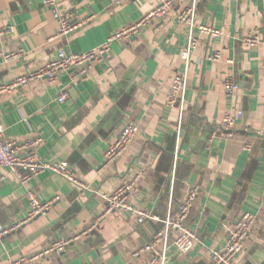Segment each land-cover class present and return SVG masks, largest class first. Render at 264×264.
Here are the masks:
<instances>
[{"label": "crops", "instance_id": "crops-1", "mask_svg": "<svg viewBox=\"0 0 264 264\" xmlns=\"http://www.w3.org/2000/svg\"><path fill=\"white\" fill-rule=\"evenodd\" d=\"M159 1L114 5L109 0H59L61 10L73 12L76 19L92 16L62 39L54 37L57 22L42 0H0V30L12 28L0 33V82L43 65L60 49L80 52L100 44ZM190 1L176 4L129 41L113 43L85 74L61 71L53 84L40 80L0 95L3 138H40V159L67 161L88 187L76 188L46 171L32 177L29 187L40 199H58L46 214L0 238V264H12L91 224L93 229L61 253L19 264H144L151 253L132 252L152 240L161 220L177 212L191 187L197 193L185 223L197 240L181 252L172 231L166 264H212L210 248L222 244L243 211L254 214V223L234 264H264V0L198 1L196 25H211L222 35L194 31L198 42L188 55L176 147L178 109L166 99L174 75L184 69L188 32L174 13ZM254 32L263 40L246 48L241 39ZM215 52L219 59L210 60ZM7 53L17 55L4 60ZM227 76L239 85L232 99L223 89ZM63 93L65 98L58 101ZM231 108L240 109L242 117L234 136L226 140L218 137L219 125ZM126 122L137 125L135 138L112 164L101 168L105 149ZM245 143L251 145L249 151L243 149ZM124 183L132 184L128 200L151 218L138 222L122 210L104 212L101 195ZM26 213L23 186L0 166V225ZM159 250L153 246V252Z\"/></svg>", "mask_w": 264, "mask_h": 264}, {"label": "built area", "instance_id": "built-area-1", "mask_svg": "<svg viewBox=\"0 0 264 264\" xmlns=\"http://www.w3.org/2000/svg\"><path fill=\"white\" fill-rule=\"evenodd\" d=\"M109 1L111 4L119 5L124 0ZM183 1L184 0H160L156 5L147 10L137 21L115 30L108 35L103 42L88 50L72 52L67 51L66 49H60L53 58L45 62L43 65L26 73L16 75L7 82H0V95L12 93L40 80H45L48 84H53L61 71L72 69L76 71L77 75L85 74L92 62L102 61L105 58L111 50L113 43L129 41L147 25L156 19L164 17L176 4ZM198 1L199 0H191L188 6L174 13L175 20L179 23L185 24L188 32L184 69L182 72L174 75L166 99V104L168 106H177L178 109L176 147L179 142L181 118L184 110V95L189 63L188 55L190 50L198 42V37L195 35L194 31L197 29L199 33H204L210 37L222 35L221 30L211 25H196L194 18ZM42 5L52 14L57 22L58 28L54 36L55 38H66L76 28L85 24L92 18V16H88L83 19H76L73 12L61 10L59 0H42ZM10 32H12L11 27H6L0 30V33ZM262 40L261 35L258 32H254L242 37L241 42L243 46L250 48L260 44ZM16 55L17 53H7L3 57L4 60H8ZM219 57V52H215L208 56L210 60L214 61L218 60ZM227 62L230 63L231 61L228 60ZM223 89L226 97L232 99L239 89L238 82L232 76H227L223 82ZM64 98L65 94H60L58 101H62ZM241 117L242 111L240 109L231 108L225 110L220 121L218 137L226 140L233 137L235 134V123ZM3 130L4 128L2 124H0V166L5 167L9 173L15 177L16 181L23 186L24 196L27 202V213L24 217L11 224L5 226L0 225V238L16 231L22 225L30 222L34 217L46 214L53 203L58 199V196H55L50 199L42 200L29 187L30 180L38 173L45 171L50 172L60 176L76 188H88L67 161H44L40 159L37 152V148L41 142L40 138H31L23 142L5 140L3 138ZM137 131L138 127L133 122H126L121 127L117 137L108 144L104 151V160L101 168L112 164L126 150L128 145L135 138ZM258 134H262V132L260 131ZM243 149L249 151L251 145L245 143ZM131 185V183H124L117 186L110 194H102L101 198L105 203L104 212L108 213L115 209L122 210L135 215L137 221L142 222L146 218H151V216L146 211L133 206L128 200L127 191ZM196 193L197 187L189 188L179 203L177 212L174 214L168 213L166 217L161 220L162 225L153 235L152 240L134 250L132 255L137 256L140 252H150L151 254L144 264H166L168 238L172 231L177 232V235L173 240L176 249L181 252L189 251L197 238L195 232L186 225L185 218L194 202ZM254 217V214L248 211H243L237 216L222 244L218 247L210 248L209 258L212 264H234L236 254L242 249L243 242L250 233L251 227L254 223ZM93 228L94 224H91L88 228H85L76 234L55 239L42 249L29 254L28 256H22L15 262H12V264L28 263L48 255L59 254L71 243L78 240L84 234H87ZM154 245L160 246L158 252L152 251Z\"/></svg>", "mask_w": 264, "mask_h": 264}]
</instances>
